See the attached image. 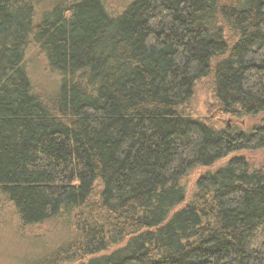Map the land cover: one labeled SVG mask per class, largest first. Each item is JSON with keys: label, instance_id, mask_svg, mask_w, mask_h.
Returning a JSON list of instances; mask_svg holds the SVG:
<instances>
[{"label": "trees", "instance_id": "obj_1", "mask_svg": "<svg viewBox=\"0 0 264 264\" xmlns=\"http://www.w3.org/2000/svg\"><path fill=\"white\" fill-rule=\"evenodd\" d=\"M109 2L0 0V212L59 236L29 264H264V166L212 167L264 148V0Z\"/></svg>", "mask_w": 264, "mask_h": 264}, {"label": "rangeland", "instance_id": "obj_2", "mask_svg": "<svg viewBox=\"0 0 264 264\" xmlns=\"http://www.w3.org/2000/svg\"><path fill=\"white\" fill-rule=\"evenodd\" d=\"M109 1L110 8L117 9L116 5L123 0ZM39 14L40 12H38ZM27 55L29 73L35 88L38 92L40 91L48 97L55 95L59 86L60 75L50 68L45 56L34 43L28 46ZM212 98L210 81L204 79L197 85L195 96L191 102V109L195 114H208ZM229 118V116H224V120H230ZM241 121L244 124L246 123L244 119ZM234 154L245 155L254 166H264L263 148L233 152L219 160L212 167L215 168L225 163ZM209 168L198 166L190 170L185 176L184 180L187 185L188 195L193 190L199 174ZM52 223L47 222L32 227H21L11 208L5 206L3 211L0 212V264H29L38 260L44 252L52 251L59 237L57 233L53 232Z\"/></svg>", "mask_w": 264, "mask_h": 264}]
</instances>
